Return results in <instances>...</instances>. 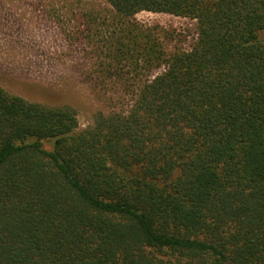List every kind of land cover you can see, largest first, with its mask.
Here are the masks:
<instances>
[{
    "label": "trees",
    "instance_id": "obj_1",
    "mask_svg": "<svg viewBox=\"0 0 264 264\" xmlns=\"http://www.w3.org/2000/svg\"><path fill=\"white\" fill-rule=\"evenodd\" d=\"M103 3L56 22L125 106L81 128L0 86V264H264V0ZM143 10L195 41L165 47Z\"/></svg>",
    "mask_w": 264,
    "mask_h": 264
},
{
    "label": "rangeland",
    "instance_id": "obj_2",
    "mask_svg": "<svg viewBox=\"0 0 264 264\" xmlns=\"http://www.w3.org/2000/svg\"><path fill=\"white\" fill-rule=\"evenodd\" d=\"M86 2L104 5L103 0H0V86L30 101L72 105L81 128L92 124L98 110L119 108L128 100L121 104L118 86H109L105 94L95 89L78 65L81 48L64 45L57 18ZM135 18L156 29L167 48H188L197 36L188 17L143 10Z\"/></svg>",
    "mask_w": 264,
    "mask_h": 264
}]
</instances>
